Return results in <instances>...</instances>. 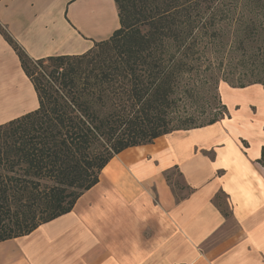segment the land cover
<instances>
[{
    "label": "crops",
    "instance_id": "1",
    "mask_svg": "<svg viewBox=\"0 0 264 264\" xmlns=\"http://www.w3.org/2000/svg\"><path fill=\"white\" fill-rule=\"evenodd\" d=\"M107 3L96 26L92 0H1L0 23L33 59L81 55L120 27ZM219 95L220 121L119 153L71 212L1 242L0 264H264V87ZM38 107L0 33V125Z\"/></svg>",
    "mask_w": 264,
    "mask_h": 264
},
{
    "label": "trees",
    "instance_id": "2",
    "mask_svg": "<svg viewBox=\"0 0 264 264\" xmlns=\"http://www.w3.org/2000/svg\"><path fill=\"white\" fill-rule=\"evenodd\" d=\"M114 1L120 27L81 55L33 59L0 23L39 100L37 110L0 125V243L71 212L124 150L220 121L223 104L222 117L174 126L178 91L201 64L199 40L217 41L218 24H237L232 43L245 54L264 34V0ZM222 82L264 87V74Z\"/></svg>",
    "mask_w": 264,
    "mask_h": 264
},
{
    "label": "rangeland",
    "instance_id": "3",
    "mask_svg": "<svg viewBox=\"0 0 264 264\" xmlns=\"http://www.w3.org/2000/svg\"><path fill=\"white\" fill-rule=\"evenodd\" d=\"M107 17H111L109 12ZM215 30L220 32L217 41L211 42L208 38L199 40L202 56L200 67L187 82H183L178 91L177 107L173 113L176 128L199 126L207 123L214 115L222 117L225 114L219 95V86L223 80L234 85L248 84L254 80V76L264 74L259 65L264 64V54H258V49L264 46V34L260 35L256 43L249 45L243 54L232 43L236 37L237 24L225 26L221 23ZM105 35L99 37L104 39ZM184 121L186 123H179ZM174 180L179 182L178 176H174Z\"/></svg>",
    "mask_w": 264,
    "mask_h": 264
},
{
    "label": "bare ground",
    "instance_id": "4",
    "mask_svg": "<svg viewBox=\"0 0 264 264\" xmlns=\"http://www.w3.org/2000/svg\"><path fill=\"white\" fill-rule=\"evenodd\" d=\"M92 2L94 3V5L96 6L97 10L100 13V19L98 22H95L93 25H98V26H104V25H109L112 23V18L111 17H107V11L105 7H108V3L107 0H92ZM89 25L92 26V24L89 22Z\"/></svg>",
    "mask_w": 264,
    "mask_h": 264
}]
</instances>
